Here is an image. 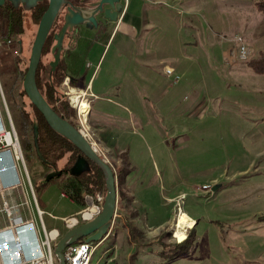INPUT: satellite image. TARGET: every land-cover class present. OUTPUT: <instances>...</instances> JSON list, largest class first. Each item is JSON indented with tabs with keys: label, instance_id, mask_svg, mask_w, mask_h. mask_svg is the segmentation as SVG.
<instances>
[{
	"label": "rangeland",
	"instance_id": "rangeland-1",
	"mask_svg": "<svg viewBox=\"0 0 264 264\" xmlns=\"http://www.w3.org/2000/svg\"><path fill=\"white\" fill-rule=\"evenodd\" d=\"M127 1L123 0L124 8ZM262 3L186 0L185 9H140L137 15L132 9H121L109 37L113 46L104 52L101 64L105 69L119 66L111 60L122 41L119 33L112 37L119 24L127 34L116 55L127 62L124 56L132 59L136 49L146 72L143 84L126 94L122 107L106 104L103 108L110 112L106 121L112 126H90V122L101 125L93 113L103 110L93 104L89 89L95 71L92 61L103 51L100 43L92 46L91 54L73 47L84 55L73 84L67 75L50 72L52 44L42 55L40 83H52L55 95L75 110V127L91 139L89 143L115 176L111 227L101 241L91 242L89 264H264V75L248 65L264 49ZM151 11L158 12L150 15ZM38 22L24 21L15 54L22 49L29 60ZM181 25L183 30H178ZM177 36L185 41L183 55L173 43ZM72 44L66 42L60 59ZM22 81L0 74L33 204L54 217L79 218V211L88 207L85 199L83 206L74 204L53 181L41 193L35 191V181L59 172L63 160L56 169L44 168L33 150L26 160L16 121L19 109H28L26 97L19 94ZM134 97V103H125ZM82 101L89 106L84 122L78 112ZM1 111L6 120L2 105ZM32 136L33 125L28 134L33 141ZM25 186L30 192L27 181ZM89 196L101 211L105 194L98 191ZM181 213L190 220L177 228ZM62 218L53 223L61 232L52 243L53 253V245L70 229ZM43 219L49 229L48 214ZM83 223L78 220L72 227Z\"/></svg>",
	"mask_w": 264,
	"mask_h": 264
},
{
	"label": "trees",
	"instance_id": "trees-1",
	"mask_svg": "<svg viewBox=\"0 0 264 264\" xmlns=\"http://www.w3.org/2000/svg\"><path fill=\"white\" fill-rule=\"evenodd\" d=\"M259 10L264 12V3L259 6ZM35 17V22L37 23L39 14L35 15ZM23 26L22 19H19L17 16L13 17L0 8V74L14 75V78H18L20 81L23 80L27 70L28 58L22 56V49L16 54L13 49L18 42H22L21 35H23L24 32ZM55 31L54 27L50 30L48 38L43 46L42 54L47 52L50 45L53 43L52 34ZM109 37L110 33L105 31L101 35L95 33L82 38L78 37L71 47L64 51L63 57L60 59L59 66L54 74L59 77L67 75L72 84L76 83V77L80 75L84 60L83 55L74 51L73 47H78L83 54H87L95 43L105 45ZM7 40H10V44L6 43ZM248 65L256 74L264 75V49L254 60L250 61ZM40 68L41 61L39 62L35 74V81L39 92L59 116H62L75 127L73 122L76 114L75 110L66 100L55 95V88L52 83L48 82V80H45L43 84L40 83L38 77ZM19 94L26 97L28 101L26 103L28 109H24V107L19 109L16 119L17 131L20 135L26 160L30 157L29 153L31 150H33L35 156L39 159L44 168L56 169L58 168L56 166L58 162L63 160L58 170L60 174L57 177L51 178L48 182L44 180L35 181V191L39 194L50 182H57L59 190L79 206H83L84 204V194H92L98 191L105 194L106 189L102 172L93 162H89L90 170L82 173L78 177L70 176L67 173V170L75 161L79 150L68 139L56 133L48 126L40 112L29 101L22 87L19 90ZM34 122L38 124L37 147L40 156L36 153L33 141L28 139V134ZM189 236L191 237V235ZM189 236L188 238H190Z\"/></svg>",
	"mask_w": 264,
	"mask_h": 264
},
{
	"label": "water",
	"instance_id": "water-1",
	"mask_svg": "<svg viewBox=\"0 0 264 264\" xmlns=\"http://www.w3.org/2000/svg\"><path fill=\"white\" fill-rule=\"evenodd\" d=\"M11 1L14 6H16L17 1ZM63 1L64 0H49L47 9L43 12L38 22L36 34L30 50L27 70L22 81V88L29 101L40 112L48 126L56 133L68 139L79 150L75 161L67 170L68 174L70 176L78 177L82 173L88 172L90 170L89 162L91 161L97 165L102 172L106 193L101 211L96 217L79 226L68 229L55 243L54 256L57 262L56 264H64L62 251L68 244L76 242L80 239H84L85 241L92 243L101 241L107 235L111 227L116 206L115 177L112 168L96 153L89 141L76 127L71 125L62 116H59L51 108V106L46 102L42 94L39 92L36 85L35 74L40 62L42 48ZM3 2L4 0H0V5H2ZM103 2L112 4L111 0H103ZM34 3L35 0H28V3H26V8L30 7ZM105 13L106 18L110 19L111 21H115L114 13L108 14V10H106ZM81 20L82 18L76 13H73L71 18L67 16L65 23L61 26L59 31L54 34L55 44L51 48V52L54 53V55L53 60L49 63L51 71L55 69V66L58 64L60 59L61 43L66 30L70 29L73 25L79 23ZM92 22L94 25L96 24L94 19H92ZM32 137L36 153L38 156H40V152L38 151L37 147V122L33 123ZM58 175L59 172H50L45 176L44 181L48 182L51 178L57 177ZM213 189H216V187H213Z\"/></svg>",
	"mask_w": 264,
	"mask_h": 264
},
{
	"label": "built area",
	"instance_id": "built-area-1",
	"mask_svg": "<svg viewBox=\"0 0 264 264\" xmlns=\"http://www.w3.org/2000/svg\"><path fill=\"white\" fill-rule=\"evenodd\" d=\"M6 43L10 44V40ZM241 54L242 58H245L243 49ZM166 73L171 74V70L167 69ZM1 105L5 110L6 120L3 118ZM6 173L10 178L5 177ZM26 181L33 195L19 143L0 89V193L13 186L25 185ZM84 199L88 207L79 211V218H63L68 228L77 224L78 220L86 222L99 214L100 207L94 205L91 196L86 194ZM34 207L36 214L41 218L44 212L38 208L35 201ZM2 209L9 217L10 225L0 229V237H6V244L0 246V264H56L52 243L58 237V232L45 231L42 226L43 237L39 238L34 233L31 221L24 222L20 218L12 217V208L5 200L2 202ZM91 246L92 243L84 239L68 244L62 252L64 264H88L86 253L91 252Z\"/></svg>",
	"mask_w": 264,
	"mask_h": 264
},
{
	"label": "crops",
	"instance_id": "crops-1",
	"mask_svg": "<svg viewBox=\"0 0 264 264\" xmlns=\"http://www.w3.org/2000/svg\"><path fill=\"white\" fill-rule=\"evenodd\" d=\"M185 1L186 0H128L126 8L132 9L131 13L134 15H137V13L140 11V9H185ZM156 12H158V11H151L150 15H152L153 13H156ZM162 14L164 15V13L161 12V16L163 17ZM165 14L167 16H169L168 11ZM164 17H166V16H164ZM148 26L152 27L154 25L150 24ZM164 27L166 29V26H164ZM176 28L178 30H179V28L181 30H183L184 26L181 25V26H177ZM117 33H119L122 36V41H120L121 44L119 42V44H117V45L122 46L124 44L123 36H126L127 33L125 32V29L121 28V25H119V24L115 28V31L112 34V37L114 39H115V36L117 35ZM165 33H167V30ZM173 33H171V34L173 35ZM149 42H156V41H149ZM173 43L175 44V46H177L180 49L179 53H182V55H183V51H184V47H185V41H183L182 38H179L177 36L176 39L173 41ZM111 44H112L111 39H109L105 45L98 44V45L103 47L102 55L100 58L94 59L92 61V63L95 64V67H94L95 71L93 72L92 76H90V78H91L90 79V86L91 87L89 89H90L91 93L94 95L93 96L94 98L92 100L93 104L95 103L97 107H100L102 109L106 108L105 107V106H107L106 104H112V105H115L117 107H122L123 105L121 103H122V100L125 99L126 94L131 92L132 90L136 91V89L138 88L137 84L139 82L143 84V80H141V78L143 77V73L146 72V71H143L144 70L143 63L141 62L140 59H137V57H136V55H138L136 49H133V50H135V52L132 50L135 54V55L131 54V55L135 56V57H131L132 59L128 58L127 56H124L125 59L127 60V62H125L123 58L118 57L116 55V53L118 52V50L120 48L118 46L116 49L114 48V55L111 58V60L112 61L116 60L119 63V66H118L113 61L115 63V66L118 67L117 71H120V73H118L115 70V66L111 67L109 65L105 69V67L102 66V64H101V60L103 58L104 52L106 50L109 51V49L113 46ZM157 44L160 45L159 42L156 43V46H157ZM91 52L92 51L90 49L89 54H91ZM81 78L82 77H80L79 79H81ZM109 92H111V93H109ZM109 94H111L112 96H110ZM106 95H109V96H106ZM126 100L128 101V102L125 101L126 104H132L135 101V97L132 100L131 99H126ZM124 107H127V106H124ZM93 115H94V117L96 116V118L99 119V122L101 123V125L96 124L94 122H92V123L90 122V126H92V127H95V126H97V127H99V126H104V127L112 126V124H109L106 121V119L108 117H110V112H108L107 110L96 109L95 113H93ZM113 126H115V125H113ZM5 177L8 179V178H10V175L8 173H6ZM19 199H20V201H19ZM4 200L12 208L11 209L12 210V217L20 218L24 222H26V221L32 222V225L34 227V233L39 238L43 237L42 226L45 229V231H51V230L56 229L58 234L61 233L59 230V227H55L53 223H55V221H57L56 219L62 218L66 214H64L63 216H61V215L57 216L58 217L57 218L56 216L55 217L51 216V214H49L48 212L43 211L45 213L40 218L36 214L35 207L33 206L34 204H33V200H32V195L25 185L13 186V187H10L8 189H5L2 193H0V229H5V228L9 227V225H10V219L2 209V202ZM45 214H48L49 218L52 221L51 227L49 229L46 227L44 219H43V216ZM5 238L6 237H3V238L0 237V246H3L6 244Z\"/></svg>",
	"mask_w": 264,
	"mask_h": 264
},
{
	"label": "flooded vegetation",
	"instance_id": "flooded-vegetation-1",
	"mask_svg": "<svg viewBox=\"0 0 264 264\" xmlns=\"http://www.w3.org/2000/svg\"><path fill=\"white\" fill-rule=\"evenodd\" d=\"M16 1L17 4L16 6H14L11 0H4L3 4L0 5V8H2L3 11H5L6 13L11 14L13 17L17 16L19 19H22L24 23L26 19L35 20L36 18L35 15L37 14H39V19H38L39 21L43 12L47 9L49 0H35V3L28 8H26V3H28V0H16ZM111 1L112 4L103 2V0H64L63 1V3L61 4L58 10V14L50 28L51 30L53 29V27H57V31L52 34V40H53L52 46L55 44L54 34L57 33L61 28V26L65 23L67 16L71 18L72 14L76 13L82 18V20L79 23L73 25L70 29L66 30L61 43L60 56L62 53L63 46L66 44V42L69 41L70 44H72L75 40L78 39V36L80 34L81 36L87 34L93 35L95 33L101 35L103 34L104 31L111 34L120 16L121 9H125L123 0H111ZM106 10H108V14H112V13L115 14V21H111L110 19L106 18L105 16ZM92 19L95 20L96 22L95 25L93 24ZM71 38H73L74 40ZM51 54L53 57L54 53L51 52ZM42 55L43 54L41 53V57ZM59 63H60V59L58 61V64L55 66V69L53 71H51L50 69L51 73L56 72Z\"/></svg>",
	"mask_w": 264,
	"mask_h": 264
},
{
	"label": "bare ground",
	"instance_id": "bare-ground-1",
	"mask_svg": "<svg viewBox=\"0 0 264 264\" xmlns=\"http://www.w3.org/2000/svg\"><path fill=\"white\" fill-rule=\"evenodd\" d=\"M14 46V45H13ZM1 47V46H0ZM8 47V46H7ZM16 48V47H15ZM18 53V52H17ZM83 57H84V55H83ZM84 60V59H83ZM83 67V66H82ZM173 69V68H172ZM167 75V74H166ZM168 77H169V75H168ZM179 79V78H178ZM176 81V80H175ZM88 109H89V106H88V103L87 102H85V101H82V102H80L79 103V105H78V112H79V114H81L82 115V120H83V122H84V116L87 114V112H88ZM80 120V119H79ZM81 121V120H80ZM81 125V124H80ZM87 125V124H86ZM83 126V125H82ZM85 128V127H84ZM89 137V136H88ZM87 138V137H86ZM91 140V139H90ZM89 140V141H90ZM93 144V143H92ZM95 145V144H94ZM94 149V148H93ZM98 153V152H97ZM24 156V155H23ZM25 160V159H24ZM23 160V161H24ZM115 177V176H114ZM30 179V178H29ZM61 192V191H60ZM25 194V193H24ZM14 195V194H13ZM26 197V196H25ZM61 197V196H60ZM30 198V197H29ZM66 198V197H65ZM16 199V198H15ZM19 201H20V199H19ZM22 201V200H21ZM31 201V200H30ZM39 201V200H38ZM75 204V203H74ZM40 205V204H39ZM34 206V205H33ZM41 208V207H40ZM45 213V212H44ZM20 214V213H19ZM3 215V214H2ZM22 216V215H21ZM35 219V218H34ZM189 217H188V215H186L185 213H181L180 214V217H179V220H178V222H177V228H180L182 225H185V224H187L188 222H189ZM6 222V221H5ZM189 226V225H188ZM56 230V229H55ZM107 236V235H106ZM6 239V238H5ZM4 240V239H3ZM6 242V241H5ZM91 252H92V247H91ZM91 252H87L86 253V261H88V264H89V262H90V257H91Z\"/></svg>",
	"mask_w": 264,
	"mask_h": 264
}]
</instances>
